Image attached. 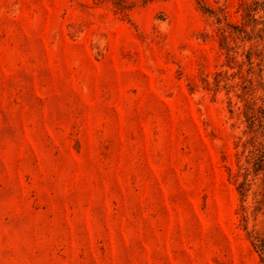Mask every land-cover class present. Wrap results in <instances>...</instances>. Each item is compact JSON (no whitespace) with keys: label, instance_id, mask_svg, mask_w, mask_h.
<instances>
[{"label":"rangeland","instance_id":"obj_1","mask_svg":"<svg viewBox=\"0 0 264 264\" xmlns=\"http://www.w3.org/2000/svg\"><path fill=\"white\" fill-rule=\"evenodd\" d=\"M263 1L0 0V264H264Z\"/></svg>","mask_w":264,"mask_h":264},{"label":"trees","instance_id":"obj_2","mask_svg":"<svg viewBox=\"0 0 264 264\" xmlns=\"http://www.w3.org/2000/svg\"><path fill=\"white\" fill-rule=\"evenodd\" d=\"M258 3V1H255ZM264 3V1H263ZM251 8V6H249ZM256 10V9H255ZM264 10V8H263ZM244 24L240 26H234L237 29H243ZM249 63H251L249 59ZM225 72H219L216 75V81L218 82L220 77H225ZM243 88V82L239 83ZM262 91L258 95H248L245 93H238L237 96L244 99V114L246 117L247 128L245 133L248 134V138L242 142L243 149L241 154L246 151L244 155V162L239 165L242 176L238 187L243 200L250 190L253 178L259 173H262L260 188L254 191L255 204L252 209V214L255 215L259 211L264 214V84L260 82ZM259 134L261 139H257V136L252 134ZM246 211L245 207H242ZM246 218V215L244 216ZM255 242L253 244L261 251L264 252V239L255 230L253 234Z\"/></svg>","mask_w":264,"mask_h":264}]
</instances>
